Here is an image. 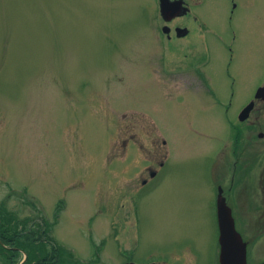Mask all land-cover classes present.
Returning <instances> with one entry per match:
<instances>
[{
    "label": "rangeland",
    "instance_id": "1",
    "mask_svg": "<svg viewBox=\"0 0 264 264\" xmlns=\"http://www.w3.org/2000/svg\"><path fill=\"white\" fill-rule=\"evenodd\" d=\"M221 1L187 0L192 11L178 22L190 34L169 40L160 26L175 21L161 0H0V218L40 238L19 264L55 245L65 251L54 264H121L141 227L159 246L216 249L202 170L222 141L221 118L192 59L202 25L231 37ZM243 4L234 27L249 25L248 39L263 46L264 0ZM186 47L188 69L178 66ZM0 242L8 264L18 248Z\"/></svg>",
    "mask_w": 264,
    "mask_h": 264
},
{
    "label": "flooded vegetation",
    "instance_id": "2",
    "mask_svg": "<svg viewBox=\"0 0 264 264\" xmlns=\"http://www.w3.org/2000/svg\"><path fill=\"white\" fill-rule=\"evenodd\" d=\"M183 1L184 6L188 7L187 12L185 11L188 15L192 7L187 0ZM243 1L220 2L221 14L224 10L227 12L229 4L231 5L228 21L232 35L230 37L218 25L217 29L221 30H215L214 34L208 33L207 36L209 28L207 30L202 25L204 37L196 44L193 51L196 56L192 59L196 61L194 73L199 69L198 66L202 68V72L198 73L202 81V92L206 97H212L213 109L221 118L220 121L219 118L212 117L213 122H217L222 129L218 133L222 141L209 154L214 160L210 170H202L205 182L210 178V184L207 185L210 194L208 204L213 211L211 220L216 227L217 247L213 252H207L202 246L201 252L195 240L183 242L181 247L159 246L145 237L141 227L135 238L134 249L128 252L129 255L125 250L121 252L122 256L129 257L121 264H222L220 203L231 210L236 233L232 236L235 241L234 251H240L239 234L246 248V264H264V45L262 46V42L255 44L248 39L249 25L242 23L234 27L237 12H245V5L241 6ZM183 12L184 9L181 8L177 11L178 15L167 20V23L175 21L174 26H160L167 39H182L190 34L187 24L178 22L185 16L182 15ZM211 36L217 39L215 47L210 40ZM185 49V59L178 62V66L188 69L190 48ZM201 54L202 59L201 56L197 57ZM161 63L170 67V60L167 62L164 58ZM196 64L200 65L196 67ZM163 143L166 144V140ZM158 164L157 168L153 166L150 170L152 180L163 170L166 160H160ZM150 181V178L143 179V186L146 187ZM158 187L154 186L153 190ZM141 209L139 208L140 212Z\"/></svg>",
    "mask_w": 264,
    "mask_h": 264
},
{
    "label": "water",
    "instance_id": "3",
    "mask_svg": "<svg viewBox=\"0 0 264 264\" xmlns=\"http://www.w3.org/2000/svg\"><path fill=\"white\" fill-rule=\"evenodd\" d=\"M183 0H176L174 2H170L169 0H161V10L163 15L170 19L177 14V11L181 8L184 9V12L188 10V7L184 6ZM186 32V29H183ZM219 213L221 218L222 225V254H221V262L222 264H246V248L243 243L240 235L238 234V240L240 244V251H234V237L235 227L233 222V217L231 214L230 208L226 205L222 206L220 203Z\"/></svg>",
    "mask_w": 264,
    "mask_h": 264
},
{
    "label": "trees",
    "instance_id": "4",
    "mask_svg": "<svg viewBox=\"0 0 264 264\" xmlns=\"http://www.w3.org/2000/svg\"><path fill=\"white\" fill-rule=\"evenodd\" d=\"M1 219H2V216L0 218V241H2L8 247L16 246L18 248V249H11L12 251H8V254H6L7 262L8 264H19L18 258H20V256L23 254V251L28 252V249H30V245L32 246L31 243H35L36 241H39L38 239L40 238L39 237L36 238L37 237L36 235H38V232L35 230H30L29 228L26 227V225H23V227H25L24 230L22 229L20 230V228H22L20 226L19 227L18 226L8 227V225L11 224L10 222H12L11 221L12 217L4 218L6 219L4 223L1 221ZM11 228L13 229V231ZM46 232L47 231H43V229L39 230V233L42 236ZM0 244L2 243L0 242ZM62 249L64 250V248H61V247L58 248L57 245H55V247L53 248V253L47 258L38 260L37 264H54V261L56 263V260L58 261L59 259L60 253H62L61 252ZM23 264H29V263L24 262Z\"/></svg>",
    "mask_w": 264,
    "mask_h": 264
}]
</instances>
